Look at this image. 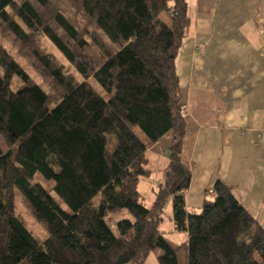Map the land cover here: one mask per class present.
I'll return each mask as SVG.
<instances>
[{
  "label": "trees",
  "instance_id": "obj_1",
  "mask_svg": "<svg viewBox=\"0 0 264 264\" xmlns=\"http://www.w3.org/2000/svg\"><path fill=\"white\" fill-rule=\"evenodd\" d=\"M169 1L66 0L77 23L51 0H0L1 32L56 89L37 83L0 41V264H145L152 252L160 264H264V227L224 182L199 213L187 210L176 59L189 18L185 1L174 0L171 22L163 20ZM164 136L170 161L146 207L138 183L151 173L147 150ZM18 194L45 224L44 238L18 215ZM169 199L183 243L161 229ZM125 209L133 219L114 232L108 218Z\"/></svg>",
  "mask_w": 264,
  "mask_h": 264
},
{
  "label": "crops",
  "instance_id": "obj_2",
  "mask_svg": "<svg viewBox=\"0 0 264 264\" xmlns=\"http://www.w3.org/2000/svg\"><path fill=\"white\" fill-rule=\"evenodd\" d=\"M184 1L189 24L176 69L192 173L187 210L199 213L221 180L264 227V0ZM171 142L164 136L147 150L159 184Z\"/></svg>",
  "mask_w": 264,
  "mask_h": 264
},
{
  "label": "rangeland",
  "instance_id": "obj_3",
  "mask_svg": "<svg viewBox=\"0 0 264 264\" xmlns=\"http://www.w3.org/2000/svg\"><path fill=\"white\" fill-rule=\"evenodd\" d=\"M53 3L59 6L64 13L70 17L73 21L78 22V17L74 15L72 6L68 5L66 0H51ZM162 19L168 21V16L164 11L162 13ZM80 25V24H79ZM0 41L8 49V51L15 57V59L25 68V70L32 76V78L39 84H41L50 94L55 92V87L52 84V81L48 77L42 76L32 65V62L22 56L14 44L13 40L9 36H5L0 30ZM41 46L46 52L54 55L59 62L65 65V68L68 72L75 74L79 79L81 76L77 72L76 68L68 62L64 55L57 49V47L45 36L40 38ZM2 71V68L0 67ZM13 87H17L21 84V81L18 79L13 80ZM115 107L119 108V105L114 103ZM0 144L3 148H6V145L0 135ZM159 173L153 172L148 176H141L139 180V189L141 191V201L146 207H151L153 203V197H155L156 191L158 190L159 182L158 178ZM37 181H40L44 186L50 188L51 183L46 182L41 177L35 178ZM16 210L18 215L24 220L26 225L31 229L38 237L44 238L46 236V226L42 222L38 221L33 211L31 210L28 203L24 200L22 196L18 194L16 198ZM163 223L161 229L165 232L166 236L175 241L176 243H182L187 239V232L179 231L176 229L173 221V212H172V199H169L166 203L165 211L163 214ZM122 219H133L132 215L128 210H122L116 213H113L109 216L108 221L114 232H117V222ZM145 264H160L157 258V254L152 252L145 261Z\"/></svg>",
  "mask_w": 264,
  "mask_h": 264
},
{
  "label": "built area",
  "instance_id": "obj_4",
  "mask_svg": "<svg viewBox=\"0 0 264 264\" xmlns=\"http://www.w3.org/2000/svg\"><path fill=\"white\" fill-rule=\"evenodd\" d=\"M208 194L211 195V196H212V195L214 196V195H215V192H214L213 189H211V190L208 191Z\"/></svg>",
  "mask_w": 264,
  "mask_h": 264
}]
</instances>
